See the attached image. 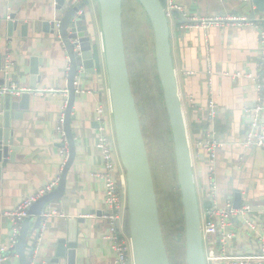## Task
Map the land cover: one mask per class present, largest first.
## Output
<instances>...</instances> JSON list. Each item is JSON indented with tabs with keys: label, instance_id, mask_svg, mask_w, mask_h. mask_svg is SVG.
<instances>
[{
	"label": "crops",
	"instance_id": "obj_1",
	"mask_svg": "<svg viewBox=\"0 0 264 264\" xmlns=\"http://www.w3.org/2000/svg\"><path fill=\"white\" fill-rule=\"evenodd\" d=\"M170 1L165 0L166 8ZM69 2L66 0L65 8L58 10L57 0H0L3 11L17 15L19 32L21 25L29 24L28 37H19L17 31L11 42L4 40L0 44V53L11 65V85L30 89L33 59L37 65L39 63L40 79L35 90L37 92L31 94L29 109L24 112L23 119L12 121L15 145L21 150L16 154L15 162L3 165L0 179V252L5 248L8 256L6 261L0 260V264H19L20 261L11 248L15 227L11 214L28 197L53 183L59 185L62 177L61 149L64 141L59 129L69 103L68 85L72 65L62 42L44 33L43 27L44 23L51 24L62 19ZM78 2H84L81 13L86 12L96 35V74L80 72L76 79L77 90L81 91L76 95L71 118L76 157L67 176L65 196L44 211H56L58 215L48 219L42 217L37 242V228L31 225L27 259L32 248L35 249L36 264H43L54 242L68 237L71 220L77 221V264H114L115 261L112 244L104 239L109 225L102 219L105 185L99 175L103 173V155L96 144L99 126L95 108L100 100L108 116L109 137L113 143L116 140L101 44L99 9L96 0ZM173 2L182 7L189 18H252L254 11L251 0ZM255 18L262 21L264 15H256ZM184 20L178 12L173 14L170 20L171 45L190 135L200 204L204 209H209L207 157L199 140L202 108L210 99L211 77L217 103L216 138L224 145L218 150L216 167L220 203L222 205L228 199L233 200L239 191L243 195L242 203L252 208L250 218L254 221L264 219V149L243 145L250 129V117L245 110L254 107L258 96L255 75L259 70L260 51L264 47V24L258 21L254 25L222 23L188 27L189 21L185 20L188 21L186 23ZM189 71L195 74L187 75ZM239 72L246 76L234 78L233 75ZM14 98L21 100V96ZM67 149L70 155L69 143ZM122 173L121 170L117 177L120 182ZM27 220H31L30 217ZM258 227H261V223H258Z\"/></svg>",
	"mask_w": 264,
	"mask_h": 264
},
{
	"label": "water",
	"instance_id": "obj_2",
	"mask_svg": "<svg viewBox=\"0 0 264 264\" xmlns=\"http://www.w3.org/2000/svg\"><path fill=\"white\" fill-rule=\"evenodd\" d=\"M99 9L101 44L105 60L110 110L121 164L126 172L128 230L132 245L134 264H172L161 222L155 178L150 155L144 137L142 121L138 110L127 61L123 21V0H96ZM145 11L153 33L156 67L161 83L165 109L169 119L176 163V178L183 208L186 245L185 264H207L202 233L201 208L197 192L194 164L191 153L189 131L183 110L182 99L175 69L171 45V27L166 7L161 0H138ZM256 15H264V0H251ZM58 10H63L66 0H57ZM62 19L44 23V33L56 37L64 45L71 62L69 74V103L64 119L70 155L64 166L57 189L39 198L27 210L31 220H25L19 239L12 250L19 256V264H30L34 250L27 259L31 238V225L40 235L42 215L47 206L65 196L67 176L76 157V143L71 118L77 95L76 79L80 72L96 74V35L89 23L84 2H69ZM184 22L188 23V21ZM20 21L17 15L5 12L0 7V44L11 42L18 31ZM29 24L21 25L19 37H28ZM3 34L5 35H1ZM6 59L0 53V86H10V73H6ZM41 65V61H40ZM39 63L31 65L30 91L16 96L0 97V179L3 165L15 162L21 148L15 145V131L12 121H21L29 109L31 94L36 93L39 83ZM98 88V87H96ZM98 90V89H97ZM234 206L241 207L243 195L236 192ZM76 220L70 221L67 238L58 239L49 248L43 264H77L78 230ZM182 233V235H183ZM181 235V236H182ZM34 243V247L36 246Z\"/></svg>",
	"mask_w": 264,
	"mask_h": 264
},
{
	"label": "built area",
	"instance_id": "obj_3",
	"mask_svg": "<svg viewBox=\"0 0 264 264\" xmlns=\"http://www.w3.org/2000/svg\"><path fill=\"white\" fill-rule=\"evenodd\" d=\"M77 3L79 0H73ZM169 20L173 14L178 12L183 19L188 20V27H207L210 24L229 23L233 25H254L259 23L258 19L251 17H229V18H189L184 13V9L176 5L173 0L166 8ZM260 23L264 24V18ZM264 40V33H263ZM11 65L6 62V73H10ZM258 72L255 75L257 99L251 109H246L245 113L250 117V129L245 135L243 145L246 147H256L264 149V47L260 51ZM194 72H187V75H194ZM246 76L243 72L233 75L234 78ZM210 99L206 107L202 108V133L199 145L207 157V171L209 177V187L207 196L210 201L209 209H204L200 204L202 218V233L207 264H264V219L252 220L251 206L243 204L236 208L234 201L228 199L221 205L219 198V185L216 178L217 153L224 145L216 138L217 103L214 99L213 79H209ZM28 92L27 89L16 85L0 86L1 96H21ZM81 92L77 90V93ZM98 134L97 146L103 155V173L99 175L104 181V203L105 212L102 219L107 221L109 228L104 234V239L109 240L115 253L114 264H134L132 256V245L129 230L126 228L127 214V183L126 172L121 164L116 140L111 141L108 132V121L102 101L96 104ZM63 136L64 146L61 149L63 156V167L69 158L67 149L68 141L65 133L64 118L61 120L59 129ZM190 136V135H189ZM116 139V138H115ZM190 139V137H189ZM191 145V142H190ZM192 147V146H191ZM122 170V181L118 180V173ZM57 182L48 185L40 190L36 195L28 197L22 201L17 210L11 214L15 227L11 248H13L22 231L23 223L28 218L27 210L39 198L53 192L57 188ZM200 202V200H199ZM58 213L44 212L42 217L48 219ZM261 223V227H258ZM259 230L258 234L256 231ZM255 245H257L255 247ZM252 250V251H251ZM6 249L0 252V260L6 261L8 256ZM30 264H36L35 257L30 260Z\"/></svg>",
	"mask_w": 264,
	"mask_h": 264
},
{
	"label": "rangeland",
	"instance_id": "obj_4",
	"mask_svg": "<svg viewBox=\"0 0 264 264\" xmlns=\"http://www.w3.org/2000/svg\"><path fill=\"white\" fill-rule=\"evenodd\" d=\"M123 21L131 82L150 155L170 260L172 264H185L186 245L180 230L184 227L183 208L169 119L156 77L154 33L138 0H123Z\"/></svg>",
	"mask_w": 264,
	"mask_h": 264
},
{
	"label": "trees",
	"instance_id": "obj_5",
	"mask_svg": "<svg viewBox=\"0 0 264 264\" xmlns=\"http://www.w3.org/2000/svg\"><path fill=\"white\" fill-rule=\"evenodd\" d=\"M162 2H163V4L165 5V0H161ZM156 77H157V80H158V83H159V86H160V88H161V83H160V80H159V76H158V74H156ZM126 228H127V230H128V218L126 217ZM181 233H182V231H181Z\"/></svg>",
	"mask_w": 264,
	"mask_h": 264
},
{
	"label": "flooded vegetation",
	"instance_id": "obj_6",
	"mask_svg": "<svg viewBox=\"0 0 264 264\" xmlns=\"http://www.w3.org/2000/svg\"><path fill=\"white\" fill-rule=\"evenodd\" d=\"M42 217V216H41ZM43 219V218H42ZM27 220V219H26Z\"/></svg>",
	"mask_w": 264,
	"mask_h": 264
}]
</instances>
